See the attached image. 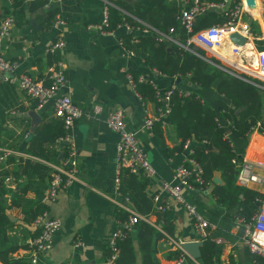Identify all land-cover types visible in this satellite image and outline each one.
<instances>
[{
	"label": "crops",
	"instance_id": "obj_1",
	"mask_svg": "<svg viewBox=\"0 0 264 264\" xmlns=\"http://www.w3.org/2000/svg\"><path fill=\"white\" fill-rule=\"evenodd\" d=\"M115 1L130 5L135 0ZM167 1L174 3L178 12L184 4L183 0ZM200 1L202 3L220 2V0ZM34 2V0H22V26L18 27L17 22H14L9 37L0 41V54L6 60L17 63V74L27 75L44 85L47 84V70L55 60V58L46 55L44 50L56 37L58 30L62 34L63 49L56 58L63 65L66 82L60 89L59 95L68 97L72 104L83 113L82 118L75 121L68 131L69 141L74 145L77 153V181L59 191L53 202L43 204L41 202L42 193L48 180H43L45 182L40 185L39 175L33 177V180L29 182L24 177L15 180L14 177L9 176L7 180L3 181L0 177V207L4 219L7 221L4 229L0 232V252L7 247H14V252L10 254L11 258L28 260L29 243L37 234V230L32 225L34 220L28 223L24 221L23 212L31 208L32 202L37 201L44 206L50 217L59 221L60 226L51 237V249L41 255L35 264L106 263L107 244L117 226L116 214L119 211L125 213L123 209L119 208V205L130 207L134 211L131 202L119 195L117 190L119 183L117 182L115 185V178L119 179L120 173H116L114 161L116 135L110 132L104 124L105 116L109 112L119 109L124 116L126 129L135 134L137 143L154 170V177L146 179L147 186L145 188V193L150 197L152 208V212L147 216L148 222L145 223L153 226L163 235V239L154 245V262L155 264H176L177 259H180L181 256L176 260L166 259L169 251L176 250L169 247L165 237L180 240L183 243L192 242L194 234L191 225L181 206L172 203L164 195H161L160 199L168 202V210L158 216V212H155V204L151 201V195L159 190L161 183H170L174 168L183 163L186 152L181 147L179 152L169 153L180 142L171 125L160 128L158 139L153 128L150 131L143 128L144 119L154 115L155 103L140 99L128 83L127 75L130 77L131 74L142 76L145 80L143 83L149 82L159 92L169 85H173L183 96L193 91L204 107L214 111L215 120L225 131V137L229 140L233 152L236 155H241L240 159L242 160L264 166V137L259 134H250L246 139L231 137L227 123L221 119L216 109V102L223 100V97L215 90L216 82L208 89H198L189 84L187 76L176 79L149 69L144 61L145 55H129L120 44L121 36L129 32L134 39L139 36H152L157 41L159 35L151 31L148 26L144 25L139 29L122 23L117 25L119 27L115 26L111 30L112 35L100 34L96 30L87 29V27L101 23L104 10L102 0H61L58 4L49 5L48 9H56L55 14H58L63 25L56 30L50 23L47 28L39 30L40 15L45 11V8L39 7L34 11L32 7L29 11V6ZM143 4L150 6L145 1ZM247 6H245L246 11H243L241 20L250 23L254 37H264V1L252 0L250 6ZM0 9L1 19L2 10L10 11L11 3L9 5L5 0H0ZM118 10L131 17L125 11ZM205 13H215L223 19L221 10L218 9L202 12L196 19ZM196 19L193 32H195ZM125 26H128V30L125 29ZM171 34L167 32L166 36L170 38ZM183 34L185 36L184 43H180L172 37L170 39L174 42L166 39L157 42H162L165 46L174 45L201 57L198 55L200 50L193 51V53L184 48L186 35L184 32ZM259 42H255L256 47ZM202 53L200 59L225 76L247 82L227 73L229 68L226 63V54L223 53L222 57H217ZM218 55L221 54L218 53ZM213 62L216 65H213ZM224 75L219 79L224 78ZM2 84L6 83L0 82V85ZM10 86L12 87L11 91L0 92V108L7 111L3 114L4 120L0 133V144H2L0 145V157L3 151H7L9 154L1 162L19 158L23 161L28 159L31 162L45 163L26 155L24 150L28 144L29 134L33 133L42 120L55 119L52 116L51 107L46 104L42 109L36 110L35 101L26 97L15 86ZM7 107L9 108L7 109ZM94 108L98 109L97 113H93ZM30 111L36 112L40 119L35 127L26 116ZM237 112L238 110L235 111V114ZM188 141L189 148L195 145L193 140ZM53 149L57 151L55 145ZM57 153V163L46 162L49 168L59 165L62 157L61 152L57 151ZM7 167L9 170H13L14 165L9 164ZM235 170L237 171V165H235ZM253 172L261 178V184H251L243 189L263 195L264 170L256 169ZM234 184L236 185L235 181ZM23 185H27L28 189L21 192L19 187ZM221 185L220 173L213 172L210 182L203 190H183L181 194L187 202L196 207L198 213L208 223L207 240L213 243V264H227L229 261L234 264H251V262H247L249 260L248 251L240 243V229L234 223L237 206L226 209L217 204L215 197L211 195L213 186ZM165 227L171 232V235L165 232ZM183 255L186 256L184 253ZM136 256L137 264H139L138 255L136 254ZM184 256L180 264H193V261L194 264H198V259L191 260L186 256L190 260L188 263Z\"/></svg>",
	"mask_w": 264,
	"mask_h": 264
},
{
	"label": "trees",
	"instance_id": "obj_2",
	"mask_svg": "<svg viewBox=\"0 0 264 264\" xmlns=\"http://www.w3.org/2000/svg\"><path fill=\"white\" fill-rule=\"evenodd\" d=\"M34 1L29 6V11H31L32 7L35 11L46 3L45 0ZM144 1L149 3L150 6L144 5ZM116 8L125 11L136 21L122 14ZM22 12V0H11V10L3 9L2 16L10 14L14 18V22L16 21L18 27H20L22 26ZM55 13L56 9H45L40 15L39 30L45 29L50 25ZM177 16L178 10L176 5L167 0H135L130 5L115 1L107 7V28L105 29L110 31L122 23L139 29L145 25L159 36H166L167 32L172 29L173 33L169 37L171 36L180 43H184L185 36L177 22ZM223 20L215 13H205L196 19L194 31L210 27ZM120 44L126 51L132 54L145 55L144 61L147 67L166 77L182 79L187 76L189 84L198 89H208L216 82L215 90L223 97V100L216 102V109L221 119L227 123L228 131L232 138L246 139L250 130L256 124H258V132L264 135V90L255 86H261L259 82L252 80L251 83H248L225 76L222 72L200 59L203 55L202 52L199 51L198 55H201V57H197L174 45L165 46L162 42L158 43L152 36H139L134 39L128 32L121 36ZM257 49H264V40L257 43ZM222 74L224 78L219 79L223 76ZM131 77L138 97L142 100L154 102V90L151 85L137 82L138 75L131 74ZM11 88L8 84H2L0 85V92L4 90L11 91ZM169 102L170 113L167 122L168 125L172 126L176 137L180 140L178 146L169 153L173 151L179 152L184 141L193 140L195 145L190 147L192 154L187 157H190L201 167V180L203 182L202 186L194 185V188H205L204 184L210 182L212 173L219 172L222 185L213 186L211 195L215 197L217 204L226 209L237 206L234 217L249 220L257 211L263 195L249 189L239 188L234 184L235 165L237 164H232L231 160L234 159L235 162H240L241 155H236L233 152L229 140L225 137V131L215 120L214 111L204 107L193 91L183 96L178 90L174 89ZM236 110L238 112L235 114ZM4 112L7 111H3L0 108V133L2 132ZM153 131L158 139L160 137V127L158 124L153 126ZM63 133L60 120L51 119L46 121L43 119L33 133L29 134L28 144L24 153L45 163L31 162L28 159L23 161L19 158L3 161L0 163L1 181L7 180L11 176L15 180L24 177L29 182L37 175H39L40 185L45 182L43 180H49L51 169L46 165V162L57 163L56 158L58 157V153L53 149V146L56 139L63 136ZM9 164L14 165L13 170L8 169L7 166ZM146 182V179L139 172L128 173L122 170L119 173V184L117 187L119 195L131 202L134 211L138 215L145 217L152 212L150 197L145 193ZM17 186L20 185L17 184ZM26 186L19 187L21 192L28 189ZM44 210L45 208L41 203L37 201L32 202L31 208L23 212L24 221L27 223L33 221ZM159 214L162 213H157L158 216H161ZM116 217V229H120V225L127 218V214L119 211ZM6 224L7 221L2 215V208L0 207V232ZM164 230L167 234L171 235V232L166 227ZM160 239H163V235L157 229L145 222L139 221L134 231L129 233L123 232V237L115 240L118 253L113 264H137L136 254L138 255L139 264H155L154 245ZM213 248L212 242L207 239L203 240L197 263L213 264ZM14 250V247H7L1 251L0 263L30 264L28 260L11 258L10 254ZM247 254L249 257L247 262L262 264L259 258L248 252ZM179 256H182L181 252L169 251L166 259L176 260ZM184 258L186 262H190L186 256ZM227 264L234 263L229 261Z\"/></svg>",
	"mask_w": 264,
	"mask_h": 264
},
{
	"label": "built area",
	"instance_id": "obj_3",
	"mask_svg": "<svg viewBox=\"0 0 264 264\" xmlns=\"http://www.w3.org/2000/svg\"><path fill=\"white\" fill-rule=\"evenodd\" d=\"M10 5L11 0H5ZM61 0H45L43 8L48 9L51 4H58ZM115 0H102L104 5L102 21L99 25L88 26L87 29H93L100 34L112 35V31H107V7L112 5ZM264 1V0H263ZM177 22L180 28L186 35L184 48L193 52L192 48L196 47L201 52L222 57L223 53L227 57V65L229 70L227 73L234 77H239L244 81L251 83L252 80L261 84L255 85L264 90V49H257L255 42L263 41L264 37H254L250 29V23L241 20L243 11H246L245 2L242 0H220L218 3L206 2L200 0H183ZM221 10L223 22L212 25L210 27L193 32V25L196 17L207 10ZM1 10V9H0ZM63 25V21L58 14L54 15L51 26L59 29ZM14 26V18L9 14L2 16L0 19V41L9 37V32ZM119 27V26H117ZM128 30V26H125ZM145 32V31H144ZM173 31L170 29L168 34ZM232 34H237L244 39L241 46L234 45L229 41L228 37ZM164 39L174 42L168 36H159L157 41ZM63 49V39L60 31H57L56 37L45 48L46 55L55 58L51 66L47 70V84L35 81L24 74H17V63L15 61L6 60L0 54V82L15 86L21 93L29 99L35 101L36 110L42 109L46 104L51 107L52 116L62 123L63 136L55 141V148L61 152L59 165L50 166L51 173L48 184L42 193L41 202L43 204L51 203L55 200L59 191L68 187L71 183L77 181V158L76 149L69 141L68 131L72 124L81 119L82 111L76 107L66 96L59 95L60 89L64 86L66 80L63 70V65L56 57ZM132 56V53L128 52ZM194 53V52H193ZM218 53L221 55L219 56ZM221 59V58H220ZM216 65L215 62L212 63ZM128 83L134 89L133 80L127 75ZM250 80V81H249ZM137 82L143 83L145 80L142 76L137 78ZM149 85H151L148 82ZM153 88V86L151 85ZM175 89L173 85H169L166 89L159 92L154 88V103L155 111L153 116H147L143 121V128L150 131L155 124L160 128H165L168 125L167 118L170 113V97ZM136 93V92H135ZM138 96V95H137ZM98 109L94 108L93 113H97ZM105 127L116 135V144L114 149L115 169L118 174L124 170L128 173L139 172L144 179L154 177V170L146 159V155L136 140L133 132H130L125 127L124 116L122 111L116 109L109 112L104 118ZM250 134H259L258 124L250 130ZM248 135V136H249ZM182 150L186 152V156L182 164L177 165L171 175L170 183H161L159 190L153 192L151 201L155 204V212L164 213L168 210V202L160 199L164 195L172 203L181 206L188 222L191 225L194 241L203 242L208 238V223L198 213L196 207L187 202L182 191L203 190L204 188L195 189L194 185L199 187L203 185L201 180L202 169L190 157L192 154L189 148V141L186 140L181 145ZM7 155V151H3L0 157V162ZM237 164L235 174V183L237 186L247 188L251 184H261V178L254 174V170H264V166L259 163H251L245 160L235 162ZM118 179L115 178V185ZM207 184H204L206 186ZM127 214V218L120 225V229H116L107 244L108 257L105 264H113L117 257V248L115 240L123 237L124 233L132 232L139 221L148 222V218L136 214L130 207L119 205ZM234 223L240 229V243L246 248L248 253L259 258L264 264V193L263 198L259 202L257 211L249 220H244L240 217L234 218ZM33 228L37 230V235L29 243L30 264H35L38 258L51 249V237L59 229V221L49 216L47 210L42 211L32 222ZM166 238V243L172 250H181L183 242L169 237ZM177 259L176 264H180L181 259ZM194 264V261L192 262ZM69 264V263H64Z\"/></svg>",
	"mask_w": 264,
	"mask_h": 264
},
{
	"label": "water",
	"instance_id": "obj_4",
	"mask_svg": "<svg viewBox=\"0 0 264 264\" xmlns=\"http://www.w3.org/2000/svg\"><path fill=\"white\" fill-rule=\"evenodd\" d=\"M250 3H252V0H245V5L247 7L250 6ZM229 41L232 42L234 45L241 46L244 42V39L237 34H232L228 37ZM193 51L197 52L199 51L198 48L193 47ZM26 116L30 119L31 124L33 127L38 125L40 119L36 112L30 111L26 114ZM202 247V242H184L181 245L182 252L189 257L191 260H197L199 258V249ZM90 264H93L90 263Z\"/></svg>",
	"mask_w": 264,
	"mask_h": 264
},
{
	"label": "rangeland",
	"instance_id": "obj_5",
	"mask_svg": "<svg viewBox=\"0 0 264 264\" xmlns=\"http://www.w3.org/2000/svg\"><path fill=\"white\" fill-rule=\"evenodd\" d=\"M243 18H245V16H243Z\"/></svg>",
	"mask_w": 264,
	"mask_h": 264
},
{
	"label": "bare ground",
	"instance_id": "obj_6",
	"mask_svg": "<svg viewBox=\"0 0 264 264\" xmlns=\"http://www.w3.org/2000/svg\"><path fill=\"white\" fill-rule=\"evenodd\" d=\"M245 2V1H244Z\"/></svg>",
	"mask_w": 264,
	"mask_h": 264
}]
</instances>
